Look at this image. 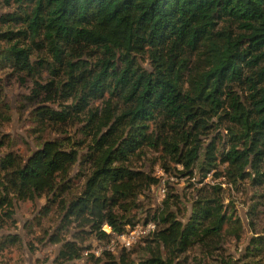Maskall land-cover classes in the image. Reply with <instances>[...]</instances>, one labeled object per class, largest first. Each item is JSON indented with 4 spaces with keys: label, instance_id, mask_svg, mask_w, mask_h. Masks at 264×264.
I'll use <instances>...</instances> for the list:
<instances>
[{
    "label": "trees",
    "instance_id": "trees-1",
    "mask_svg": "<svg viewBox=\"0 0 264 264\" xmlns=\"http://www.w3.org/2000/svg\"><path fill=\"white\" fill-rule=\"evenodd\" d=\"M4 2L15 3L20 12L13 18L21 24L1 33L6 45L0 65L32 79L31 98L43 95L46 104L62 100L61 109L45 105L38 117L66 124L89 115L88 175L78 195L68 200L58 195L60 230L70 235L51 237L61 244L54 263L87 252L89 264H130L124 251L94 255L87 240H109L134 225L139 195L158 183L132 161L148 150L181 167L172 168L173 176L195 178L196 171L198 183L209 172L228 184L249 180L264 197V0ZM233 87L247 94L243 98ZM99 99L105 108L97 116L92 101ZM214 117L227 122L230 136L220 157L214 143L202 144L196 132ZM70 145L55 138L25 159L0 155V230L16 202L57 195L78 161ZM162 168L171 175L164 163ZM224 181L196 188L186 221L179 208L172 210L181 203L178 196L167 190L162 206L145 220L156 228L146 237L152 257L143 263L178 264L191 247L219 245L224 226L235 223L224 209ZM254 240L257 249L262 242ZM17 241V235L0 236V250Z\"/></svg>",
    "mask_w": 264,
    "mask_h": 264
},
{
    "label": "rangeland",
    "instance_id": "rangeland-1",
    "mask_svg": "<svg viewBox=\"0 0 264 264\" xmlns=\"http://www.w3.org/2000/svg\"><path fill=\"white\" fill-rule=\"evenodd\" d=\"M19 12L15 3L6 4L4 0H0V39L1 33L15 31L20 27L21 20L15 16L13 18V15ZM5 45V42L0 40V51ZM143 65L146 66V63ZM33 87L31 78L23 73L13 72L9 66L0 65V155L12 153L25 159L42 142L61 138L71 142L70 147L78 153V161L68 178L58 186L57 195L49 199L40 198L34 202L22 201L14 204L13 216L5 222L0 230V236L17 235L18 241L0 250V264H56L54 259L58 256L61 244L52 243L50 239L54 235H59L61 238L70 235L68 230H60V215L56 207L57 201L60 200L58 195L67 200L78 195L88 175L87 154L89 147L93 145L92 131L86 129L89 115L78 114L70 118L66 124L48 123L38 117L36 111L45 105L59 110L62 100L46 104L41 101L43 95L33 99L30 97ZM233 89L243 98L244 94H247L244 92L245 88L233 87ZM92 105V111L97 109V116L101 115L105 108L103 100H93ZM110 107L111 112L112 110L116 112L114 102ZM205 125V128L196 130L198 138L204 145L213 142L217 151L216 157H220L219 152L222 150L225 152L230 139L228 131L224 129L227 122L214 117ZM219 160L218 158L216 161V170L221 171L224 165ZM132 161L137 167L158 177V183L138 197V208L133 212V226L138 225L139 228L145 227L148 213L152 214L162 206L168 189L176 194L181 202L178 207H172V210L179 208V218L186 221L190 213V201L192 197H195L196 188L205 183L214 185L218 181H224L223 177L217 180L212 179L211 172L206 174L202 183L195 181L200 179L196 171L195 178L173 176L172 168L180 169L181 167L171 157H161L158 151L148 150L145 156H141L140 159L133 158ZM163 163L169 167L171 175L164 172ZM221 187L224 209L231 213L233 219L235 218V223L230 222L224 226L222 241L217 247L208 249L199 246L191 247L179 258L178 264H264L262 189L252 185L249 180L238 181L236 184H228L224 181ZM150 223L153 225L154 222ZM133 226L127 225L122 235L126 236L127 228ZM153 227L155 229L156 225L154 224ZM146 237V234L136 233L134 238H131L129 247H124V241L120 235H112L109 240L102 241L90 238L87 243L91 245L90 252L96 256L103 250H111L116 256L124 251L130 264H149L143 263L152 257L151 252L146 249ZM257 237L262 244L255 249L254 239ZM86 253L84 252L82 258L64 264H89L86 262Z\"/></svg>",
    "mask_w": 264,
    "mask_h": 264
},
{
    "label": "built area",
    "instance_id": "built-area-1",
    "mask_svg": "<svg viewBox=\"0 0 264 264\" xmlns=\"http://www.w3.org/2000/svg\"><path fill=\"white\" fill-rule=\"evenodd\" d=\"M153 225L149 222L146 225H144L145 227L141 226L139 228V226L137 225V226H133L131 228H127L126 236L120 234V238H122V240L124 241V243H123L124 247H129L130 240H131V238H134L136 233H142V234L148 235L151 231H153V229H154ZM106 228H108V230ZM103 230H105L107 233L110 232V228L106 225L103 227Z\"/></svg>",
    "mask_w": 264,
    "mask_h": 264
}]
</instances>
